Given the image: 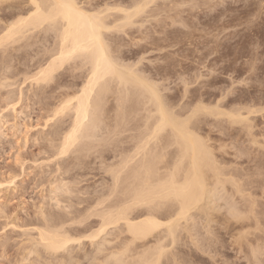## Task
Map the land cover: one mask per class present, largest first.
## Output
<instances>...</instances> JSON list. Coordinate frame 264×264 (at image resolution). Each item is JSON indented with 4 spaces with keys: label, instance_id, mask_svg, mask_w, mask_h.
<instances>
[{
    "label": "rangeland",
    "instance_id": "rangeland-1",
    "mask_svg": "<svg viewBox=\"0 0 264 264\" xmlns=\"http://www.w3.org/2000/svg\"><path fill=\"white\" fill-rule=\"evenodd\" d=\"M17 1H18V3L20 2V5H16ZM24 1H25L26 5L23 6L22 4H24ZM78 1H80V0H78ZM87 1L90 4H88ZM135 1H139L140 3H141V1L144 2V0H91V1L86 0V3H85V0H82L83 4L81 1L79 3H81L82 6L88 8V11H91L94 9L93 12H95L96 9H99V8L102 10L103 7H107L106 5H109L108 8L109 7H111V8L117 7L115 9H118V7H119V10H115L119 13L113 12L114 9L112 8L113 11L109 12L111 14V16L108 13L110 19H108V17L105 18V21L110 20L109 23L108 22L106 23L107 25H110V23L112 22L114 24H117L115 26H118V28L119 27L121 28V26H119V25L123 24L122 28H121L122 31L120 29H119L120 30L119 31L118 28L115 27L114 24L112 25V23H111V25L114 26L113 28L116 29V31L109 29L110 32L107 33L106 31H108V30H106L104 32L105 37H107L106 41H107V43L109 42L108 45H110L111 49L114 51V52H112V50H111V54L116 53V57H114V58L117 59L118 62H120L122 60L121 64L123 61H124L123 63L127 64V66H130L129 64H131V63H132V65H134V64L136 65V63H138V65L136 67L134 65L133 68H135V70L138 69V71L140 70L139 74L142 73L141 75H143L144 73H147L143 76H145L146 78H150L148 80H150V82H153L157 86V89L159 90V92H161L160 94L166 98L165 101H166V103L168 102L167 104H169L170 107H174L177 105L176 106L177 108H175V110H179L182 106H191V104H194V105L197 104L198 105V102L201 101L203 103V105L204 104H206V106L210 105V107L212 105H213L212 107H215L218 105L222 110L228 111V112L232 111V109H234V108L242 109L244 107L242 109V111L245 109L243 111L244 114H246L247 113L246 111L248 110V109L246 110L245 106H247V107L249 106V108L251 107V109H254V108L256 109V107H258V108L263 107V108L256 109V112H259V113H256V112H255L256 114L253 113V115L255 117L252 115H249L251 117L250 121L251 122L254 121L253 123L250 122L253 126L252 127L253 130H251L250 133H248L246 131L247 129L244 128V127H246V126H244L245 124H243V123H242V125L240 123H234L233 124L232 121H231L232 122V124H231L229 122V120H231V119H228V117L227 118L225 116L224 117L223 116H217V117L206 116V117H203L205 119L204 120L205 124L203 123V125H202V127H204V130H202V132H200L201 135H205V136L207 135V137H205V136H203V137L209 139V143L213 146L215 156L217 157V159L220 161L222 167L224 168V172H226V173L228 172V174H226V175H228L227 178L231 177L229 179L233 180V182L235 184H237L238 186L240 185V187H242L241 188L242 192H237L236 188L233 187L232 183H227L226 188H228L229 190L228 189H226V191L221 190V191H219V194L217 195L218 197L217 196L215 197V200H214L215 206L213 205L214 208L209 211L211 213V214L209 213V216H212L211 218L210 217L208 218L206 215H202L203 213L199 214L201 212L194 213V214H196L195 220L199 221V222H196V221L192 222L193 224H196L195 226L192 224L194 230H192L193 229L192 227H187V228H192V229H188V230L189 231L192 230L193 233H196V234L191 233L193 240H195L196 242L195 241L191 242V240H190L191 236L189 237V235H191V234H188L191 231L186 233V231H188V230H186L187 228H184V224H185L184 223L182 226V228H184V229H180V231H183V230H186V231H183L184 233L182 232L181 234L179 231L178 238L179 239L181 238V239L178 240V238H177L176 241H179V242L177 244H175L176 243L175 242L174 243L175 245L172 244L173 247H171V250H170L171 252H174L176 250L175 251L176 253H171V252L169 253L168 252L169 250H167L166 258H168V256H169V257H172L170 259H173V260L162 259L161 264H166V263L172 264L175 260L179 261V262H176V261L175 262L180 263V264H181V261H182V264H264V250H263L264 249V245H263V243H264V231H263V228H264V169H263L264 168V150H259V149H264V147H263V145H264V130H263L264 129V118L261 117L262 115L264 117V111H261L264 109V0H156V2L155 1L151 2L152 0H150L151 3H148L149 0H145V1H147L145 3L149 4V6L146 7L147 9L146 10L144 9V11H142L143 10V8H142V10L139 13H137L138 14L137 16L132 15V16H134L131 19V20H133L132 21L133 25H132L131 21L129 22V20L126 23L127 24L126 25V24H124L126 22V20H125L126 13L123 11L130 12L131 10H134L133 9V7H135L134 5L137 6V3H139V2H135ZM9 2L10 1H8V3H7V1L5 2L7 5L5 3H3L1 5L2 8L0 6V9H2V10H0V23H1L0 24V27H1L0 30L2 29V27L4 26L3 24L7 21L8 18L10 19L9 22H12L14 19H16L15 18L16 16L17 17L19 15L21 16L20 13L22 12L23 8H27V9L30 8V6L27 3L28 0L27 1L26 0H14L12 3H15V6H12L11 2H10V4H9ZM145 3L144 4L141 3V4L148 5ZM95 4H97V5H95ZM9 6H10V8H8ZM27 6H29V7H27ZM120 6L123 10L122 11L123 13L120 12V10H121ZM91 8H93V9H91ZM108 8L106 9V11L109 10ZM8 9L11 10L12 13L9 12ZM15 9L19 15H15ZM27 9H23V12H22L23 16L25 15L24 12H25V10L27 11ZM106 11L104 12L105 14H106ZM111 12H113V14ZM143 12H145V13H143ZM13 13H14V16H12L13 17L12 18L11 15ZM2 14H4L5 17H7V18H4V15H2ZM105 14L103 15V17L105 16ZM106 16H108V15L106 14ZM121 17H122V19H121ZM11 18H12V20H11ZM2 19L5 22L2 23L1 22ZM106 19H108V20H106ZM120 19H121V21H120ZM116 20H117V22H116ZM118 20H119V23L121 22L119 25H118ZM9 22H6V23H9ZM124 25H125V27H123ZM41 28H40V30L38 29L40 32L37 29H35L34 33L32 30H30L32 33L31 32L28 33L29 31L23 32L24 35L26 32L28 33V35L26 33V35L28 36V40H27V36L25 35V39H21L20 44L22 42H27L30 44L34 43L33 45H30L31 48L28 47L29 44H27V43H22L21 45H23V46H21L19 44L18 39H17L18 42H15L16 44H14V42H13V43H11L12 45L11 44L6 45V43H5L2 46H0V47H2V48H0V59L4 60V61L0 60V62H1L0 63V211H1L0 212V239L5 238V240L0 241V264H17V263L21 264V262L23 260H24L23 262H25V260L28 261L27 259H29V264L33 263L34 260L36 261V262H34V264H49L50 262H51L50 264H53L55 262H56L55 264H57L60 262V261L58 262V260L63 259L62 256L67 257V258H65L66 259L65 262L63 261L65 259L62 260L63 263H68L72 259H74L71 257H75V255L77 256L79 253H80L78 255L79 257L82 255L80 258L77 257L79 259V262L81 259H83V256L87 257V259L85 258L84 261L80 262V264H88V263L92 262L93 260H91V256H92V259L94 258L93 263L98 264V262L95 263L96 260L97 259L99 260L101 258L104 260L103 257L108 255V254H107V252L103 253L102 251L99 252V250L98 251L95 250L97 248L96 245H93V248L89 247V244H91L89 242V240H87L88 242L83 240V241H81L83 243H80L81 247L83 246V249H85L86 253H87V249L91 248L90 249V250H92L91 252L88 249V252L91 253V256H89V257L87 255H85V253H84L85 251L80 246H78L79 243H72L71 245H69L70 250H71V246L72 247L74 246L72 248L73 250H71L72 252H70L69 250H68L69 253H68V251H61L60 252L61 256H58L59 253L56 254L59 257V259L56 258L57 257L56 255H53L54 256L53 259L52 258L49 259L50 257H52V255H49L46 251L44 252V249L41 248L40 245L36 246L38 248H36L35 245L34 246L30 245V246H33L38 252H40L39 256L41 258L36 256L37 254L35 255V253H33L32 255H28L27 253L29 252V249H33V247L31 248L29 246V244H32V242H33L32 240L38 239V238H36L38 236L37 230L42 228V222L44 221V219H41V216L39 214L41 212L40 210L42 207L44 208V209L42 208L43 212L47 209L48 214L45 212L46 216L47 217L50 216L51 218H52L51 215H52L53 211H54L53 215L55 214L54 216H56V218L59 217L58 215H60V217L61 216L65 217V214L67 212H70V215H72L71 214L72 211H73V214L75 213L74 215H72L74 217L76 216L77 213H81V215L83 216L85 214H88L87 213L88 209L86 211H85V209L89 205H90V207H92V205H91L92 202L93 201L95 202L97 200L98 196H100L102 194V197L100 196L101 199H104L103 194H105V195L107 194L105 197H107L108 194L110 196V193H108V191H110V190L106 189L105 192L104 191L102 192V188L104 190L106 188V186L108 188V187L112 186L111 184L113 183V181H111V180H113L111 178L112 174H110L111 172L109 173V171H108L109 169L107 168V166L109 167V165H112V164L114 165V163H116V161L118 160L117 157H119L118 155H119V153H121V152H119V150L121 151L122 149H124V151H126L124 155L128 154L129 157L132 155H135V152H134V154L130 153V152L134 151L131 149L137 148V147H133V146H135V144H137L139 146L140 142L137 141L134 144L135 141L133 142L131 137H130L131 138L130 140H132V142L128 139H129V136H131V134H132V137L133 136L136 137L137 135L140 134L141 130L143 129L142 126L144 125L143 124L144 121H141L143 119H141V120H139V119L143 117L144 111L142 109H140L142 107V105H139L138 106L139 108H136L137 107L136 105L139 104L137 102L140 101V99L137 96H133L134 89H133L132 93L130 90L129 91L131 94V96H130L131 99H134L135 102L129 101L130 97L129 98L127 97L128 92L126 93L127 95L125 93H123V91L121 92V93L126 95L127 100L129 99L128 102H131V103L133 102L132 105H130L131 103L127 104V100H125L126 103L125 102L122 103L121 104L122 107H124V104H125V105H129V109H130V107H132L131 109L136 108V110H141L143 112L142 115L139 114V116H138V113L140 111L137 112L135 110L137 112V114H136V112L133 110L134 114L137 117H140L138 119L135 118V120H138L136 123H139V124H137L138 127H135L138 130V132L136 129H133L132 131L133 132L135 131V135H134V133H131L132 132L131 130L126 131V129L128 130L129 126H130V128H134L132 126H137L135 124V120H133V119H132V121L130 120L134 116V114L132 112L131 114L133 116L130 118L126 117V116H128V114L126 116H124L125 119L129 118V119H126V121L124 119V122H122L119 119L114 118L115 116L113 115V113L114 112L116 113L117 111L113 110L114 112H112V109L116 110V108H112V107L118 106L117 104L115 106L114 103H116L115 100L118 99V97H119L117 93H118V90H120L119 89L120 86H118L119 88H117L116 87L118 85L117 82H112L111 85L116 84L115 86L114 85L112 86L113 87L112 90H114L116 87L117 92L114 94H113V92H111L108 97L111 98L115 94L117 96L115 95L114 97H112V99H111L112 101L109 98H107V101L109 100L110 105L108 102L106 103L108 105L107 106L105 105L104 111L106 110L107 107H109V108H107V110L105 112L106 116H103L105 118L108 116L107 114H109L108 117H111V115H110L111 114L110 110H111L112 117L109 118L108 121L103 118L104 122L102 124L106 123L105 124L106 127H105V125L100 126L99 130L101 129V127H103V129L108 130L107 133H109L110 135L111 134L113 135V133H110V131L113 130L112 127H114L116 125L115 120H118L117 124H119V121L122 122V124L120 123L122 126L119 125L118 128H120V131H119V129H117V131H118V133L116 131L117 134L114 133V135H113L114 139L112 136H110L111 138L110 137L108 138V135H109L108 134L107 136H104L105 139L107 137L106 141H105V139L102 140L103 138H100V137H102L103 133L101 134V132L105 131L102 129H101L102 131L100 130L101 136L100 135H96V136L99 137L98 138L99 140H101L102 142L105 141L106 143L110 142L111 139L114 141L120 139L122 141L120 142V140H118L119 141L118 143L111 141L112 142L111 144L117 143V145H115V144L111 145L109 143L110 146L108 145L109 147L106 146L107 148L106 147L104 148L103 145L104 144L106 145V143H102L101 141H98L97 137L96 138L94 137L96 139L94 141H97V142L93 143L92 140L94 138L92 140L91 139L83 140V141H81V143H78L79 148L77 147V145H76L77 142H76L71 147V150L68 151V153H66L67 155H65V154H64V156L62 155L64 160L61 157V155H60V157H56L57 154H54V152L55 153L59 152L60 146L58 147L56 143L54 145L53 142H57V143L59 142L58 145L60 144L59 140H61V138L63 137V134H64V131H62L61 128L63 127V130H65V128L67 127L66 129L69 130V127L72 124L71 123L72 121H70V120H73V119H72V116L70 119V117L68 115L70 112H68V111H65V114L63 113V116L65 115L64 117H66V119L64 117L62 118L61 115H59L60 117L58 118V114H57V116H54V115H56V113H55L56 111L55 112H53V111L55 110V108H56V110L58 109L57 107L61 103V101H62L61 99L67 98L69 96L68 95L65 97L64 92L66 95V92L69 90L67 92V94L71 95L73 92L80 90L79 88H81L82 84H84L83 81L86 80V78L84 76H87L86 73L88 71L89 65L86 66L87 64L82 62L85 65L81 64L82 66H80V63H81L80 61H82L80 59L79 60L77 59L76 60L77 62H75V64H74V61H70V62H68V64L66 63L67 65L65 64L66 66L64 65V68L61 67L62 69H60V67H59L60 70L57 69L58 72L55 71L58 74L54 72L55 73V77H54L55 79L53 78L52 81L50 79V81L54 82V84L50 83L49 80H48L49 83L47 81H45V83L43 81H40L41 84L43 82L42 85H37V83L35 84L34 82L36 80L34 79L35 80L34 82L32 80V78H33L32 76H34V74H36L34 72H38L40 70V68H41L40 65L43 66L44 63L46 64L47 61H45V60H48L49 56L51 57V53H49V52L53 53L54 50H56V48H57V47L55 48V46L58 44L57 43L58 38L56 37L57 36L56 34H58V33H56L55 30L53 33L52 29H50L52 32H50V30L48 31L47 27H46L47 30L45 29L46 31L43 29V31L45 33H47V31H48V33L46 34V37L48 39H46L45 33L42 31ZM41 31H42V33H41ZM35 33H36V35H34ZM39 33H41V34H39ZM29 34H30V36H29ZM21 35L19 34L18 37L19 36L21 37ZM37 36L40 37L39 39H37L38 41L40 40L39 43L37 40H36V42L34 40V38L36 39ZM18 37H16V38H18ZM29 37H30V40H29ZM21 38H23V36ZM54 38H55L56 42L54 41ZM45 41L48 43H45ZM41 42L45 43V46H43L44 44L42 45ZM8 43H10V42H8ZM53 43L55 44V46L53 45ZM110 43H113V44H110ZM24 44L25 45L27 44L26 46L32 50L27 49L26 46H24ZM36 44H37V46H36ZM46 44H48V45H46ZM38 45H40V46H38ZM3 46H5V48H3ZM42 46L43 47L47 46L48 49L43 48ZM22 47L23 48L25 47L26 49L25 48L21 49ZM37 47H38V49H37ZM11 48H13V49H11ZM14 48L15 49L19 48V49L15 50ZM47 50H49V51H47ZM17 51H19V52H17ZM43 51H46V52L44 53ZM3 53H4V56L2 55ZM119 53H120V55H119ZM121 53H123V54L121 55ZM9 55H11V56H9ZM37 55H38V57H37ZM46 55H49V56H46ZM36 57H37V59H36ZM43 57H44V59H43ZM32 59L34 61H32ZM12 60H14V61H12ZM139 60H142V61H139ZM127 61L129 63H126ZM2 62H4V63L2 64ZM9 63L10 64L12 63L14 65L11 64V66H10ZM69 63H70V66H69ZM73 64H74V67H76L75 72H72V71H74V69L72 70ZM1 65L3 67H1ZM75 65H77V66H75ZM6 66H8V67H6ZM17 66L20 69H18ZM84 66H86L88 68H86ZM81 67L82 68L84 67L87 70L82 69V71H80V73H79V69L81 70ZM21 68H22V70H21ZM2 69H3V72L1 71ZM64 70L66 72H64ZM68 70H70L71 73ZM4 72H6V73H4ZM17 72H18V74H17ZM8 73L10 75H12L14 78L11 77ZM27 73H29V74L27 75ZM54 73H53V76H54ZM70 74L72 75L71 77L69 76ZM88 74H89V71H88ZM2 75H3V77H2ZM19 75H21V76H19ZM25 75H27L28 78L24 77ZM29 75L30 76L32 75V76L29 77ZM4 76H6L7 78H5ZM77 76L78 77L80 76V78L77 79L76 78ZM149 76H153V77H149ZM23 78H25V80H23ZM34 78H36V77H34ZM4 79L7 83H9L8 85L7 84L5 85L6 82L3 81ZM83 79H85V80H83ZM26 80H28V81H26ZM31 80H32V82H31ZM17 81H19V82H17ZM24 81H25V84H24ZM14 82H17V83H14ZM29 84H31V85L34 84V86L35 85L36 86L31 87V85H29ZM38 84H40V83H38ZM73 84H75V85H73ZM64 85H66L65 88L61 89V87H64ZM70 85H72V86L68 87ZM42 87L44 89H42ZM58 88H60V89L58 92H56ZM73 88L75 91L73 90ZM38 90L40 91V93ZM61 90H63V91H61ZM121 90H125V89L122 88ZM34 91H35V93H34ZM17 92H18V94L20 93L21 95L20 94L18 95ZM134 94L136 95V93H134ZM60 95H61V97H60ZM110 95H112V96H110ZM10 96L13 98V99L11 98L13 105L10 101ZM18 96H20L19 97L20 99L18 98ZM72 96H75L74 93ZM72 96H69V97H72ZM6 97L9 98V100ZM53 97L54 98L56 97V98L54 99ZM135 97H137L138 100H136ZM113 98H115V99H113ZM120 98H124V95H122V97L120 95ZM222 99H223V101H222ZM15 100H16V103H18V101H19L20 104L16 105ZM7 101L9 102V105L11 107L8 105ZM201 102H199V104H201ZM117 103H118V101H117ZM135 103H137V104L135 105ZM189 103H190V105H189ZM215 104H217V105H215ZM242 105H244V106L242 107ZM251 105H253V106L256 105V106L254 108H252L253 106H251ZM44 106L47 108L45 109ZM50 106H52V108H50ZM231 106H233V107H231ZM191 107H195V106L192 105ZM239 107H241V108H239ZM110 108H112V109H110ZM124 108H125V110H127L126 108H128V107H124ZM12 109H16V110L12 111ZM108 110H109V112H108ZM47 111H48V113H47ZM104 111H103V113H104ZM130 111H129V115H130ZM52 112L55 114H53ZM46 114L49 116H47ZM103 115H105V114H103ZM186 115L187 114H185V116ZM53 116L55 119L53 118ZM136 116H134V117H136ZM67 117H69V118H67ZM48 118H49V120H47ZM51 118H52V120H51ZM112 118H114L115 120L114 121L111 120V122H110V119H112ZM59 120H61V121L59 122ZM128 120H130V122ZM48 121H50V122L48 123ZM61 122H62V124H61ZM69 122L71 124H69ZM108 122H110V123H108ZM112 122H114V123H112ZM125 122H127L128 124L126 123L127 125L123 128V125H125L124 124ZM52 123L53 124L56 123V124H54L55 126ZM64 123L66 124L65 126H64ZM107 123L109 124V126L112 123L111 127L110 128L108 127L111 130H109L107 128V126H108ZM131 123H132V125H131ZM141 123H142V126H140ZM51 125L53 127H51ZM254 125H256V126H254ZM210 126H211V128H210ZM54 127L55 128L57 127V129L55 130ZM139 127H141L142 129ZM52 128L54 129V132H53ZM124 129H125L126 133L124 135H121V133L123 134V132H125ZM61 131H62L61 138H59V140H58V136L60 137V135L58 133ZM49 132L50 133L52 132V133L49 135ZM127 132H129L130 134L129 133L127 134ZM105 133H104V135L107 134V133L106 134ZM119 133H120V135H118ZM136 133H137V135H136ZM57 134H58V136H57ZM97 134H98V132H97ZM115 134H116V137L118 139L115 138ZM249 134H251V135L249 136ZM125 135H127L128 137ZM259 135H261V136H259ZM252 136L253 137L255 136V138H257L256 141L258 142L259 147H256L257 144H255V143L252 146L251 143L254 139ZM50 137H51V139H50ZM121 137H124V138H121ZM126 139H127L128 145L126 144ZM88 140L89 141L91 140V142L93 144H95V146H99V147L92 149L93 144L91 146L90 142ZM134 140H136V138H134ZM99 142H101L102 144ZM130 142L132 143V145ZM259 142L260 143L262 142L261 143L262 145L259 144ZM51 143L53 145H51ZM61 143H62V140H61ZM88 143L92 148H88V150H87V148H85V150L87 152L85 151L86 153H84V148L83 149H81V148H82L83 144H88ZM81 144H82V146H81ZM121 144H123L122 147L125 146V148L120 147ZM89 145L87 147H89ZM74 146H76V147H74ZM116 146L119 147V149H116L117 148ZM56 148L58 150H56ZM99 148L102 150L105 149L106 151L105 150L101 151ZM120 148H122V149H120ZM169 148H168L169 150L167 149L165 151V153H167V157H168V159H170L169 162H172V160H174V157H173L174 155H172V154L175 152V151H173L175 148L174 147L173 148L169 147ZM89 149H92L93 151L92 150L89 151ZM114 149L116 152L114 151ZM128 149H130L131 151L129 150L130 151L129 152ZM49 150H50V153H49ZM74 150H76V151H74ZM77 150H80L81 152H83V156H82V154H80V151H77ZM100 151H101V153H100ZM113 151L115 154L117 153V157L115 154H113ZM172 151H173V153L170 154ZM76 152H77V155L78 154L80 155V158L76 159V157H77ZM92 152H93V154H92ZM94 152L95 153L97 152V154L95 155ZM246 152H249V154L247 153L248 154L247 155ZM52 153L55 155L54 157H53ZM87 153H89V154L87 155ZM110 153H112V154H110ZM123 153L124 152L122 150V154ZM71 154H73L72 157H70ZM130 154H132V155H130ZM48 155H50V156H48ZM92 155H93V158H92ZM128 155H126V156H128ZM169 155H171V157ZM81 156H82V159L85 156L84 161L81 160ZM94 156L96 158L97 157L98 158L97 159L95 158V160H93ZM104 156H105V159H104ZM120 156H121V154H120ZM123 156H121V159ZM86 157H87V159H86ZM114 157L117 158V160H115ZM172 157H173V159H172ZM48 158L50 159V161ZM51 158L53 159L52 161H51ZM55 158H57V160ZM60 158H61V160H60ZM102 159H104L105 161L103 160L104 161L103 162ZM108 159H109V161H107ZM112 159L114 161H110ZM85 160H87V161H85ZM55 161H57V162H55ZM66 161H67L66 164H68V165L65 164ZM76 161H79L80 163L76 162ZM92 161H94V162H92ZM95 161H96V163H95ZM109 162H111V164ZM73 163H74V165H73ZM93 163H95L96 165H93ZM103 163H104L103 167L105 166L106 168H103V167L102 168L105 170L98 168L99 165L102 166ZM63 164H64V166H63ZM70 164H72V165H70ZM118 165H119V163H118ZM66 166H67V168H66ZM85 166H88V167L85 168ZM109 168L111 169V167H109ZM230 168H232V169H230ZM69 169L72 173L69 172ZM74 169H76L77 171ZM78 169H79V171H78ZM55 170H56V172H55ZM230 170L232 171V173ZM57 171H59L60 173ZM91 171H94V172H91ZM233 171H235L236 175ZM230 173L232 174V176ZM106 174H107V176H106ZM56 175H58V178ZM94 175H95V177H94ZM62 177H63V180H62ZM76 177H77V179H76ZM85 178H86V180H85ZM105 178H106V180H105ZM65 179H66V182L68 181L67 182L68 186H67V183L65 182ZM100 179H101V181H100ZM11 180H13V183H11L12 182ZM76 180H78V182L80 180V183L78 184V182H76V184H75ZM238 180H239V182H241L243 184H240L239 182H237ZM54 181H56L57 183ZM70 181H72V182H70ZM92 181H94L95 184ZM261 181H263V182H261ZM52 182H53V184H52ZM62 182H63V184H62ZM60 183L62 186H60ZM100 183H102V184H100ZM108 183L110 186L107 185ZM50 184H52V185H50ZM56 184H59V186L63 187V188L59 189L60 187ZM64 184H66L65 185L66 187L63 186ZM77 184H78V186H77ZM98 184L104 186L105 188L98 185ZM57 186H58V190L55 189V188H57ZM69 186H71V187H69ZM64 187H65L66 191L68 189V192L71 190H72V192L71 193L69 192L70 194L67 193L66 191L64 192ZM84 187H85V190L82 189ZM96 187H97V190H96ZM52 188L56 192H59V193L63 189L61 194L62 195L66 194L67 198L69 197V195H71V194L72 195L69 197L68 200H67L66 196L63 195L64 197L63 196L62 197L64 198V200L66 199V201L65 202H64V200L61 201V199H62V197H61L60 203L56 204V202H58V201H56L57 195H55L56 192L54 193V190H52ZM74 188H75V190L77 188V190H76L77 195L75 194L76 192H75ZM80 188H81L82 192L80 191ZM78 190L82 194L85 191H87L88 193L85 192L84 193L85 196H81L82 194H80ZM90 190L92 191L91 193H90ZM50 192L54 194V196H53L54 201H52L53 199L51 196L53 194H51ZM94 192H96V193H94ZM49 193H50V195H49ZM73 193L75 194V196L73 195ZM92 193H93V195H92ZM226 193H227V196H226ZM241 194H244V196ZM96 195H97V197H96ZM112 195L114 196V194H112ZM72 196H73L74 200L76 199L77 196H79V197H77V199L74 201L71 198ZM88 196L90 198L92 196H94L95 198L92 197V199H90ZM109 196L107 198H109ZM54 197H56V198H54ZM58 197H60V196H58ZM83 197H85L86 199ZM114 197L116 198V196H114ZM114 197L110 196V199L112 200V198H114ZM242 197H243V199H242ZM248 197H250V198H248ZM79 198H81L80 200L82 202H84L80 206L77 204ZM82 198H83V200H82ZM115 198L113 199V201L116 200ZM49 199H50V201H49ZM58 200H59V198H58ZM90 200H92V201L90 202ZM98 200H99V197H98ZM247 200H248L249 204H246V203H248ZM252 200H254L253 203L256 205H252L253 204ZM86 201H88V202L85 203ZM108 201H110V200H108ZM108 201H106V203ZM227 201H229V202L226 203ZM233 202L235 204L233 208L234 209L236 208L235 209L236 212H238V213L239 212H242V213L245 212L246 214H242V213H240V214L246 215V216H248V218L251 216L254 220L248 219L249 221H247V220H245L246 218L245 219L243 218V216H242L243 219L235 218V217H234L235 221L233 218L231 219V217H233V216L229 210L232 208ZM61 203H64L65 205H63ZM97 203H98V201L95 202L94 205ZM242 203H244V204H242ZM58 204H59V206H58ZM67 204H68V206H67ZM70 204L71 205L73 204L72 206H74V207H72V209L69 207V206H71ZM87 204H89V205H87ZM77 205H78V207L76 208ZM86 205H87V207H85ZM244 206H246V207H244ZM36 207H38V209ZM99 207H100V209H102L101 208L102 206H99ZM78 208L80 210H78V211L75 210ZM250 208H253L252 209L253 213H251L252 215H250V213H248V215H247V211L250 210ZM67 209H68V211H67ZM100 209L98 208L97 210H100ZM245 209H248V210H245ZM3 210H4V212H2ZM62 210L66 213H62L63 212ZM82 210H84L85 212H83ZM49 211L51 212L50 215H49V213H50ZM80 211H82V212H80ZM249 212H252V211H249ZM82 213H85V214H82ZM67 214L69 215V213H67ZM68 215L66 217H69ZM72 216H70V217H72ZM78 216H80V215H77L76 217L78 218ZM82 216L79 218V220L77 219L78 221L76 220V222L83 221L86 218L83 216V218H84L83 219ZM254 217H256L257 220ZM80 219H83V220H80ZM197 219H200V220H197ZM239 219H241V221H239ZM88 220H90L88 222H99L100 221L99 218H96V217H92ZM210 220H211V222H210ZM255 220H256V222H254ZM237 221H239L241 223H239V222L237 223ZM208 222L210 223V225ZM247 222H249V223L247 224ZM254 223H255V225H254ZM258 223H259V226L257 228ZM245 224H247V226ZM15 225L17 227L18 226L19 227L22 226V227L21 228H19V227L15 228ZM36 225L38 227L40 225V227L38 228ZM262 225H263V227H262ZM33 227H35V228H33ZM94 227L97 228V226H95V225H94ZM198 227H199V229H198ZM247 227H248V229H247ZM251 227H254L253 229L256 228L257 230L259 229L260 231L259 230H258V232H256V230L253 231V229ZM31 229H32V231H31ZM117 229H114V231H115V232L113 231L114 233L111 232L112 234H110V235H112V236L106 235V237H108V238H106V237L105 238L108 240L111 239V241L110 240L109 241L113 242L115 237L117 238L119 235V233H117V236L115 234L116 232L119 231ZM241 229H244L245 233H248V234L250 233V234L244 235V232ZM208 230H209V232H208ZM246 230H249V231H246ZM261 230L263 231L262 233H261ZM89 233L90 232H88V234ZM197 233H199V234H197ZM240 233H242L241 235L243 237H241ZM26 234L29 235V238H28V235H26ZM113 234L115 235V237ZM186 234L188 236H186ZM33 235L35 236V238ZM73 236H75V235H73ZM120 236H122V235H120ZM233 236H235V238ZM237 236H238V238H237ZM102 237H104V236H102ZM113 237H114V239H112ZM241 238H242V240H241ZM29 239H30V241H29ZM182 239H184V240H182ZM200 239L203 242L200 241ZM238 239H239V242H238ZM149 240L153 241V240H155V238H152V239L150 238ZM261 240H263V241H261ZM5 241H6V243H4ZM99 241L100 242L102 241L103 243L107 244L106 242H104L103 239L102 240L98 239V242ZM115 241L116 242H113V243L116 245L120 242L119 239H118L119 242L117 240H115ZM258 242H259V245H258ZM196 243H197V245H196ZM114 244L113 245L111 244L112 246H109L110 244H107L108 246L105 245L106 247L104 246L102 249L108 248L106 250L109 251V247L113 248L114 246H116ZM27 246L29 249H27ZM102 246L103 245H101V247ZM169 246L170 245H167V247H169ZM256 246L259 248H256ZM101 247H99V248L101 249ZM25 248L28 250V252H26ZM79 248L82 249V251L79 250ZM169 248H167V249H169ZM260 248H262V249H260ZM94 250L97 251V253H101L102 254V255L100 254L101 257H99V258L96 257L97 258L96 259L94 256H100V255H95L93 252ZM106 250H103V251H106ZM113 250H115V249H113ZM76 251H78L79 253ZM110 251H111V249H110ZM115 251H117V250H115ZM66 252L69 254L68 256L66 254H64ZM70 253H72V255H70ZM92 253L94 254V256ZM170 254H175V256L170 255ZM26 255H27V257L29 256V258H27ZM34 255L36 258L34 257ZM88 255H90V254H88ZM179 255L180 256L182 255L181 256L182 258H180ZM22 256H23V258L25 257V259H23ZM173 256L178 257V259H176V258L174 259ZM68 257H70L69 258L70 260H68ZM20 258H22L23 260ZM46 258H48V259H46ZM54 258H56L58 260L55 259V262L52 263V260L54 261ZM60 258H62V259H60ZM77 258L75 257L77 264H79ZM36 259H39V260H36ZM75 259L73 260L72 263H68V264H73V263L76 264ZM102 259L100 261H102ZM179 259H183L184 261L179 260ZM187 259H188V261H187ZM89 260H91V261H89ZM30 261H31V263H30ZM164 261H167V262L162 263ZM185 261H187L188 263H186ZM24 264H28V263L25 262Z\"/></svg>",
    "mask_w": 264,
    "mask_h": 264
},
{
    "label": "bare ground",
    "instance_id": "bare-ground-1",
    "mask_svg": "<svg viewBox=\"0 0 264 264\" xmlns=\"http://www.w3.org/2000/svg\"><path fill=\"white\" fill-rule=\"evenodd\" d=\"M7 1V3H8V1H12V0H0V6L3 4V3H5ZM14 1V0H13ZM12 1V2H13ZM27 1V0H26ZM81 2H82V0H80ZM80 1H78V0H28V5L30 6V8L29 9H27V8H23V9H27V11L25 10V12H24V16H23V14H22V12H23V9H22V12L20 13L21 14V16L16 12V9H15V15H19L18 17L16 16L15 18L16 19H14L12 22H9L10 21V19L8 20L7 19V21L6 22H9V23H6L5 21H3V19H2V23L3 22H5L3 25V27H2V29L0 30V46H2L3 44H5L6 43V45L8 44V45H10L11 43H13L14 42V44H16L15 42H18L19 41V44H20V41H21V39H25V35H26V33H25V35L23 34V32H25V31H29L28 33H30L31 31L30 30H32L33 31V33H34V31H35V29H39L40 30V28L42 29V31H43V29L45 30L46 29V27H47V29H48V31L50 30V29H52V31H53V33H54V30H55V32L56 33H58V34H56L57 36V38H58V44L55 46V44L53 43V45L55 46V48H56V50H54V52L52 53V52H49V53H51V57L49 56V55H46V56H49L48 57V60H45V61H47L46 62V64L44 63V65L42 66V65H40L41 66V68H40V70L38 71V72H34V73H36V74H34V76H32L33 78H32V80H33V82L36 84L37 83V85H42L43 84V82L45 83V81H47L48 82V80L50 81V79H51V81H52V79L55 77V73H57L58 71H57V69L58 70H60V69H62V68H64V65L67 63L68 64V62H70V61H74V64H75V62H77L76 60L78 59H80V60H82V61H80L79 63H80V66H82V65H85V64H87L86 66H88L89 65V68L88 67H86V66H84V67H86V68H88V71H89V74H88V71H87V73H86V75L87 76H84L85 78H86V80L85 79H83V80H85V81H83L84 82V84H82V87L81 88H79L80 90L79 91H75L74 90V88L76 87H74L73 88V90L75 91V92H73L74 93V95L75 96H72L73 95V93L70 95V94H67V92L69 91L68 89V91L66 92V95H65V92H64V96L66 97V96H72V97H67V98H64V99H61L60 101H61V103L58 105V109L56 110V108H55V110L53 111L52 109V111L53 112H55L56 113V115H54V116H57V114H58V118L60 117L59 115H61L62 116V118L65 116H63V113L65 114V111H68V112H70L68 115H69V117H70V119H71V116H72V119L73 120H70V121H72L71 123L69 122V124H71V126L69 127V130L68 129H66L65 128V130H63V127L61 128L62 129V131H64V134H63V137L61 138V133H62V131L61 132H59L58 134L60 135V137L58 136V134H57V136H58V140H59V138H61V140H62V143H61V140H59L60 141V144L58 145V143L57 142H53V144L55 145V143L57 144V146L59 147L60 146V150H59V152H57V153H55L54 152V154H57L56 155V157H60V155H61V157H62V155L64 156V154L65 155H67L66 153H68V151H70L71 150V147L76 143V145H77V147H78V143H81V141H83V140H87V139H93L94 137L96 138L97 137V139L99 138L98 136H96V135H100V132L102 131V130H105L104 132L102 131L101 132V134H102V137H100V138H103L102 140H104L105 139V137L104 136H107L109 133H107L108 132V130L107 129H103V127H101V131L99 130V128H100V126H104L105 124H102L104 121H103V116H106V110H107V108H109V107H107L106 108V110L104 111V108H105V105L107 106L108 104H106L107 102L109 103V100L107 101V98H109L110 100L112 99V97H114L115 95H110V96H112L111 98L110 97H108L109 96V94L111 93V92H113V94L114 93H116L117 91V89H116V87L117 88H119L118 86H120V90H118V99H116L117 101H118V103H117V101L115 100V102L116 103H114L115 104V106H116V104L118 105V106H116V107H112V108H116V110L115 109H112V108H110V109H112V112H114V111H117L115 114L113 113V115L115 116H113L115 119H119V120H121L122 122H124V119H125V117L124 116H126L127 114H128V116H126V117H132L133 115L131 114L132 112H133V114H134V111L136 110V108H139L138 106L139 105H142V107L140 108V109H142L143 111H144V114H143V117L142 118H140V117H137L135 114H134V116H136V117H132L130 120L132 121V119L133 120H135V118H140L139 120H141V119H143V120H141V121H144V125L142 126V123H141V125L140 126H142L143 127V129L141 128V127H139V128H141L142 130H141V132H140V134L139 135H137V133H136V137H132V134H131V136H129V139L128 140H130L131 138H132V140H133V142H134V144L137 142V141H139L140 142V145L138 146L137 144H135V146H133V147H137V148H135V149H131V150H134L133 152H130L131 150L130 149H128V151L130 152V153H133L134 154V152H135V155H132V154H130V155H132V156H130L129 157V155L128 154H126V155H128V156H126V155H124L125 154V152L126 151H124V149H122V148H125V146L124 147H122V145L123 144H121V146L120 147H122V148H120V149H122L123 150V154H122V150L120 151L119 150V152H121V153H119V157H117V153L115 154L114 153V151H115V149H114V151H113V154H115L116 155V157L118 158V160H117V158H115V160H117L116 161V163H114V165L112 166V165H109V167H111V169L107 166V168L109 169H107L108 171H109V173L110 174H112V179L113 180H111V181H113V183L111 184L112 186H110L109 185V183L107 184V185H109L110 187H108L107 188V186H106V188L104 187V186H102V185H100V184H102V183H100V184H98V185H100V186H102V187H104L105 189L103 190V188H102V192L104 191L105 192V190L107 189V190H110V191H108V193H110V196L111 197H114V196H116V200L115 201H113V199L114 198H112V200L110 199V196H109V194H108V196H109V198H107V197H105L106 195L105 194H103L104 196V199H101V197H102V194L100 195V196H98L99 197V200H98V197H97V195H96V197H97V200L95 201V202H97L98 201V203L97 204H95L94 205V201L92 202V207H90V205L89 204H87V205H89L88 207H87V205L85 206V207H87L86 209H85V211L87 210V213L88 214H85V213H82V214H85V215H83L84 217H86L85 219L83 218V216L81 215V213H77L76 211V216L77 215H80V216H78V218L75 216H72V215H74L73 214V211L71 212V214L72 215H70V212H67V213H69V215L66 213V212H64L63 210V212L62 213H66L69 217H66L67 215L65 214V217L64 216H61L60 217V215H58L59 217L58 218H56V216H54L53 215V213H54V211H53V213H52V218L50 217V216H46V213H47V209L43 212V209L41 208V212L39 213L40 214V216H41V219H44V221L42 222V228H40V229H38L37 231H38V236L36 237V238H38V239H34V240H32L33 242H32V244H29V246L30 245H35V247L36 246H38V245H40V247L41 248H43L44 249V252L46 251L49 255H52V257H50L49 259H53V255H56V254H58L59 253V255L58 256H61L60 255V252L61 251H70V252H72L71 250H73L72 248L74 247H72L71 246V250L69 249L70 248V246L69 245H71L72 243H79V245L78 246H80L81 247V244L80 243H83V242H81V241H83V240H85V241H87V240H89V242L91 243V244H89V247H92L93 248V245H96V249L95 250H99V252H103V253H106L107 252V254L108 255H106V256H104L103 258H104V260L102 259V261H100L101 259H97V258H99V257H101V253H97V251H93L94 252V254L95 255H100V256H94V254H93V256L97 259H95L96 260V262L95 263H97L98 262V264H161V260L162 259H169V260H173V259H170V258H172V257H169L168 256V258H166V256H167V250H169L168 252L170 253L171 251V247H173V245H175V244H177L179 241H176L177 240V238H178V233H179V231H180V229H184V228H187V227H192L193 228V226H192V222H194V221H196L195 219V216H196V214H194V213H196V212H201V213H199V214H202V215H206L208 218L210 217H212V216H209V211L211 210V209H213L214 208V200H215V197L219 194V191H226V189H228V188H226V185H227V183H232V185H233V187H235L236 188V191L237 192H242L241 191V188L242 187H240V185L238 186L237 184H235L234 182H233V180H231V179H229V178H231V177H229V178H227V176L228 175H226V174H228V172L226 173V172H224V168L222 167V165H221V163H220V161L217 159V157L215 156V153H214V148H213V146L209 143V139L208 138H205V137H207V135L205 136V135H201V133L200 132H202V130H204V127H202V125H203V123L205 122L204 120V118L203 117H206V116H208V117H210V116H215V117H217V116H225L226 118L228 117V119H231V120H229V122L232 124V122H233V124L234 123H240L241 125H242V123L243 124H245L244 126H246V127H244V128H246L247 130V132L248 133H250L251 132V130H253L252 129V124L251 123H253L254 121H250V116L249 115H252V116H254L253 115V113H255L256 112V109H259V108H263V107H256V109L254 108L255 106H253V105H251V106H253L252 108H254V109H251V107L249 108V106L247 107V106H245V108H246V114H244L243 113V111L245 110H243L242 111V109L244 108L243 106L244 105H242V109H238V108H234V109H232V111H224V110H222L217 104H215V105H217V106H215V107H210V105L209 106H206V104H204L203 105V103L201 102V101H199V102H201V104H199V102H198V105L196 104V105H194V104H191V106L193 105V106H195V107H191V106H182L179 110H175V108H177L176 106H174V107H170L169 106V104H167L166 103V98L164 97V96H162L160 93L161 92H159V90L157 89V86L153 83V82H150V80H148V79H150V78H146L145 76H143V75H145V74H147V73H144L143 75H141V74H139V71H138V69L137 70H135V68H133L134 67V65H132V63L131 64H129L130 66H127V64H125V63H123L122 62V64H121V61L120 62H118V60L117 59H115L114 57H116V53L115 54H111V46L110 45H108V43H107V41H106V38L107 37H105V35H104V32L106 31V30H108V31H106L107 33L108 32H110V30L109 29H111V30H114V31H116V29H114L113 27L115 26V25H117V24H114V23H112V25L114 24V26H112L111 25V23H110V25H107L106 23L108 22L109 23V21H105V18H107L108 17V19H110L109 18V12L110 11H113V9H114V11L113 12H117V11H115V10H119V7H118V9H115V8H117V7H109L108 8V6L109 5H106L107 7H103V9L101 10L100 8V10L99 9H96V11L95 12H93V8H91V9H93V10H91V11H88V8H86V7H84V6H82L81 5V3H79ZM91 1V0H90ZM156 2V0H152L151 2ZM10 2H9V4H10ZM11 2V4H12V6H15V3H12ZM22 2V1H21ZM84 2V1H83ZM83 2H82V4H83ZM88 2V1H87ZM135 2H139V1H135ZM145 2H147V1H145L144 0V2H142L141 1V3H145ZM150 2V0L148 1V3H151ZM85 3H86V0H85ZM140 2L139 3H137V6L136 5H134L135 7H133V9L134 10H131L130 12H128V11H123L122 10V8H121V6H120V12H125L126 13V17H125V20H126V22L124 23V24H126L127 22H128V20H129V22L131 21H133V20H131L132 19V17H134V16H137L138 14L137 13H139L141 10H142V8H143V10L142 11H144V9L146 10L147 8V6H149V4L148 3H145V4H148V5H143V4H141ZM6 4V3H5ZM8 4V5H9ZM88 4H90L89 2H88ZM87 4V5H88ZM99 4V3H98ZM7 5V4H6ZM5 5V6H6ZM16 5H20V2L18 3V1H17V4ZM23 6L24 5H26L25 4V1H24V4H22ZM21 5V6H22ZM86 5V4H85ZM95 5H97V4H95ZM151 5V4H150ZM11 6V5H10ZM10 6L8 7V8H10ZM20 6V7H21ZM29 6H27V7H29ZM90 6V5H89ZM88 6V7H89ZM19 7V8H20ZM26 7V6H25ZM1 8H2V6H1ZM14 8V7H13ZM102 8V7H101ZM109 9L108 11H106V9ZM112 10H111V9ZM6 9V8H5ZM18 9V8H17ZM87 9V10H86ZM0 10H2V9H0ZM7 10V9H6ZM5 10V11H6ZM9 10V9H8ZM13 10V9H12ZM90 10V9H89ZM4 11V12H5ZM106 11V14L108 15V16H106V14L104 13ZM9 12H11V10H9ZM14 12V11H13ZM113 12H111L112 14H113ZM122 12V13H123ZM12 13V12H11ZM17 13V14H16ZM109 13V14H108ZM117 13H119V12H117ZM143 13H145V12H143ZM142 13V14H143ZM105 14V16L103 17V15ZM121 14V13H120ZM136 14V15H135ZM2 15H4V14H2ZM132 15H134V16H132ZM12 16H14V13L11 15V17ZM110 16H111V14H110ZM122 16V15H121ZM125 16V15H124ZM9 17V16H8ZM2 18V17H1ZM4 18H7V17H5V15H4ZM13 18V17H12ZM12 18H11V20H12ZM113 18V17H112ZM108 19H106V20H108ZM121 19H122V17H121ZM121 19H120V21H121ZM114 22V21H113ZM116 22H117V20H116ZM115 22V23H116ZM121 23V22H120ZM119 23V20H118V25L120 24ZM1 24V23H0ZM6 24V25H5ZM129 24V23H128ZM131 24V23H130ZM47 25V26H46ZM123 25V24H122ZM122 25H119V26H121V28H122ZM127 25V24H126ZM132 25H133V22H132ZM46 26V27H45ZM109 26V27H108ZM111 26V27H110ZM45 27V28H44ZM115 27H117L118 28V26H115ZM123 27H125V25L123 26ZM1 28V27H0ZM121 28L119 27L118 28V30L120 29L121 30ZM46 29V30H47ZM36 30V31H37ZM38 30V31H39ZM45 30V31H46ZM119 30V31H120ZM42 31H41V33H42ZM48 31H47V33H48ZM51 30H50V32H52ZM122 31V30H121ZM40 32V31H39ZM44 32V31H43ZM28 33H27V35H28ZM32 33V32H31ZM41 33H39V34H41ZM45 33V32H44ZM43 33V34H44ZM47 33H45V37H46V34ZM116 33V32H115ZM21 35V37L23 36V38H21L20 36V38L18 37V35ZM38 34V35H39ZM26 35V36H27ZM34 35H36V33L34 34ZM29 36H30V34H29ZM32 36V35H31ZM51 36V35H50ZM109 36V35H108ZM16 37H18V38H16ZM36 37V36H35ZM44 37V38H45ZM112 37V36H111ZM33 38V37H32ZM40 37H38L37 36V38L35 39L34 38V40H35V42H36V40L37 39H39ZM43 38V37H42ZM41 38V39H42ZM56 38V39H57ZM17 39H18V41H17ZM46 39H48L47 37H46ZM111 39V38H110ZM27 40H28V36H27ZM26 40V41H27ZM29 40H30V37H29ZM32 41V40H31ZM38 41V40H37ZM40 41V40H39ZM39 41H38V43H39ZM44 41V40H43ZM42 41V42H43ZM48 41V40H47ZM53 41V40H52ZM54 41H55V38H54ZM109 41V40H108ZM8 42H10V43H8ZM34 42V41H33ZM41 42V43H42ZM49 42V41H48ZM48 42H46L45 41V43H48ZM56 42V41H55ZM111 42V41H110ZM22 43H27V42H22ZM21 43V44H22ZM37 43V44H38ZM40 43V44H41ZM45 43H42V45L43 46H45ZM20 44V45H21ZM27 44H29V46L28 47H30L31 48V46L30 45H33L34 43H32V44H30V43H27ZM26 44V45H27ZM37 44H36V46H37ZM110 44H113V43H110ZM12 45V44H11ZM25 44H24V46H26ZM46 45H48V44H46ZM21 46H23V45H21ZM38 46H40V45H38ZM42 46V47H43ZM8 47V46H7ZM20 47V46H19ZM27 46H26V48L27 49H29ZM34 47V46H33ZM41 47V48H42ZM110 47V48H109ZM0 48H2V47H0ZM3 48H5V46H3ZM9 48V47H8ZM25 48V47H24ZM23 47L21 48V49H24ZM25 48V49H26ZM36 48V47H35ZM40 48V47H39ZM43 48H47V46L46 47H43ZM51 48V47H50ZM115 48V47H114ZM11 49H13V48H11ZM15 49V48H14ZM17 49H19V48H17ZM17 49H15V50H17ZM37 49H38V47H37ZM48 49V48H47ZM117 49V48H116ZM29 50H32V49H29ZM120 50V49H119ZM27 51V50H26ZM37 51V50H36ZM40 51V50H39ZM38 51V52H39ZM47 51H49V50H47ZM51 51V50H50ZM121 51V50H120ZM3 52V51H2ZM1 52V53H2ZM17 52H19V51H17ZM34 52V51H33ZM41 52V51H40ZM44 53L46 52V51H43ZM112 52H114L113 50H112ZM36 53V52H35ZM33 54V53H32ZM42 54V53H41ZM40 54V55H41ZM123 53H121V55H122ZM3 56H4V53L2 54ZM36 55V54H35ZM39 55V54H38ZM38 55H37V57H38ZM44 55V54H43ZM113 55V56H112ZM115 55V56H114ZM119 55H120V53H119ZM9 56H11V55H9ZM13 56V55H12ZM20 56V55H19ZM18 56V57H19ZM32 56V55H31ZM2 57V56H1ZM37 57H36V59H37ZM120 57V56H119ZM9 58V57H8ZM11 58V57H10ZM33 58V57H32ZM35 58V57H34ZM41 58V57H40ZM118 58V57H117ZM126 58V57H125ZM12 59V58H11ZM14 59V58H13ZM19 59V58H18ZM31 59V58H30ZM39 59V58H38ZM43 59H44V57H43ZM0 60H3V59H0ZM7 60V59H6ZM10 60V59H9ZM22 60V59H21ZM124 60V59H123ZM4 61V60H3ZM12 61H14V60H12ZM18 61V60H17ZM32 61H34L33 59H32ZM126 61V60H125ZM139 61H142V60H139ZM7 62V61H6ZM9 62V61H8ZM16 62V61H15ZM22 62V61H21ZM82 62H84L85 64H83ZM1 63V62H0ZM4 62H2V64H3ZM17 63V62H16ZM15 63V64H16ZM73 63V62H72ZM71 63V64H72ZM126 63H129L128 61L126 62ZM6 64V63H5ZM10 64V63H9ZM12 64V63H11ZM11 64H10V66H11ZM20 64V63H19ZM24 64V63H23ZM37 64V63H36ZM66 64V65H67ZM74 64H73V67H74ZM82 64V65H81ZM125 64V65H124ZM141 64V63H140ZM8 65V64H7ZM12 65H14V64H12ZM65 65V66H66ZM132 65V66H131ZM138 65V63H136V65H135V67ZM9 66V65H8ZM8 66H6V67H8ZM69 66H70V63H69ZM75 66H77V65H75ZM1 67H3L2 65H1ZM14 67V66H13ZM12 67V68H13ZM18 67V66H17ZM39 67V66H38ZM59 67H60V69H59ZM62 67V68H61ZM68 67V66H67ZM72 67V70L74 69V71H72V72H75V69H76V67H74L73 68ZM82 68L81 67V70L79 69V73H80V71H82V69H85V68ZM139 67V66H138ZM7 69V68H6ZM15 69V68H14ZM17 69V68H16ZM18 69H20L19 67H18ZM32 69V68H31ZM78 69V68H77ZM142 69V68H141ZM144 69V68H143ZM10 70V69H9ZM8 70V71H9ZM21 70H22V68H21ZM27 70V69H26ZM37 70V69H36ZM71 70V69H70ZM70 70H68V71H70ZM85 70H87V69H85ZM2 72H3V69L1 70ZM6 71V70H5ZM14 71V70H13ZM55 71H57V72H55ZM63 71V70H62ZM78 71V70H77ZM76 71V72H77ZM23 72V71H22ZM29 72V71H28ZM55 72V73H54ZM64 72H66L65 70H64ZM85 72V71H84ZM142 72V71H141ZM4 73H6V72H4ZM25 73V72H24ZM33 73V72H32ZM53 73H54V76H53ZM70 73H71V71H70ZM9 74V73H8ZM17 74H18V72H17ZM29 73H27V75H28ZM58 74V73H57ZM151 74V73H150ZM4 75V74H3ZM3 75H2V77H3ZM6 75V74H5ZM10 75V74H9ZM22 75V74H21ZM21 75H19V76H21ZM27 75H25L24 77H27ZM74 75V74H73ZM77 75V74H76ZM84 75V74H83ZM8 76V75H7ZM11 77H13L12 75H10ZM30 75H29V77H31ZM53 76V77H52ZM68 76V75H67ZM70 77L72 76L71 74L69 75ZM75 76V75H74ZM73 76V77H74ZM5 78H7L6 76H4ZM23 77V76H22ZM34 77H36V78H34ZM61 77V76H60ZM59 77V78H60ZM82 77V76H81ZM149 77H153V76H149ZM14 78V77H13ZM16 78V77H15ZM28 78V77H27ZM26 78V79H27ZM57 78V77H56ZM77 79L78 78H80V76L78 77H76ZM10 79V78H9ZM19 79V78H18ZM35 79V80H34ZM55 79V78H54ZM8 80V79H7ZM11 80V79H10ZM16 80V79H15ZM23 80H25V78H23ZM32 80H31V82H32ZM60 80V79H59ZM81 80V79H80ZM3 81H5V79L3 80ZM26 81H28V80H26ZM30 81V80H29ZM40 81H43L42 82V84H41V82ZM50 81V83H53L54 84V82H51ZM57 81V80H56ZM76 81V80H75ZM153 81V80H152ZM6 82V81H5ZM17 82H19V81H17ZM17 82H14V83H17ZM23 82V81H22ZM46 82V83H47ZM68 82V81H67ZM112 82H117V86L115 87V89L114 90H112L113 89V85H111L112 84ZM156 82V81H155ZM13 83V82H12ZM38 83H40V84H38ZM49 83V82H48ZM75 83V82H74ZM81 83V82H80ZM4 84V83H3ZM8 85L9 83H5V85ZM11 84V83H10ZM21 84V83H20ZM24 84H25V81H24ZM23 84V85H24ZM32 84V83H31ZM31 84H29V85H31ZM12 85V84H11ZM47 85V84H46ZM51 85V84H50ZM69 85V84H68ZM73 85H75V84H73ZM116 85V84H115ZM114 85V86H115ZM35 87L34 86V84L33 85H31V87ZM44 86V85H43ZM48 86V85H47ZM65 86L66 85H64V87H61V89H64L65 88ZM72 85H70V86H68V87H71ZM9 87V86H8ZM41 87V86H40ZM58 87V86H57ZM78 87V86H77ZM19 88V87H18ZM54 88V87H53ZM67 88V87H66ZM125 89V90H121V89ZM22 89V88H21ZM20 89V90H21ZM30 89V88H29ZM42 89H44L43 87H42ZM47 89V88H46ZM59 89L60 88H58L57 89V91L56 92H58L59 91ZM77 89V88H76ZM133 89H134V91H133ZM31 90V89H30ZM48 90V89H47ZM131 91V93H132V91H133V96H137L139 99H140V101H138L137 103H139L138 105H136L137 103H135V105L137 106L135 109H131L132 107H130V109H129V105H125L124 104V107H128V108H126L127 110H125V108L124 107H122V103H126V101L125 100H127V98H126V93L128 92V98L131 96V94H130V91ZM24 91V90H23ZM37 91V90H36ZM39 91V90H38ZM44 91V90H43ZM46 91V90H45ZM61 91H63V90H61ZM65 91V90H64ZM123 91V93H125V94H123V93H121ZM125 91V92H124ZM136 91V92H135ZM161 91V90H160ZM19 92V91H18ZM18 92H17V94H18ZM77 92V93H76ZM25 93V92H24ZM23 93V94H24ZM34 93H35V91H34ZM37 93V92H36ZM39 93H40V91H39ZM42 93V92H41ZM52 93V92H51ZM63 93V92H62ZM76 93V94H75ZM134 93H136V95L134 94ZM20 94V93H19ZM18 94V95H19ZM54 94V93H53ZM60 94V93H59ZM121 95V97H122V95H124V98H120V95ZM21 95V94H20ZM37 95V94H36ZM41 95V94H40ZM62 95V94H61ZM61 95H60V97H61ZM9 96V95H8ZM46 96V95H45ZM117 96V95H116ZM15 97V96H14ZM20 96H18V98H19ZM41 97V96H40ZM47 97V96H46ZM59 97V96H58ZM137 97H135V99L136 100H138V98ZM164 97V98H163ZM7 98V97H6ZM12 97L10 96V101L13 99H11ZM17 98V99H18ZM43 98V97H42ZM45 98V97H44ZM54 98V97H53ZM56 98V97H55ZM54 98V99H55ZM133 98V97H132ZM168 98V97H167ZM8 100H9V98H7ZM20 99V98H19ZM113 99H115V98H113ZM130 99V100H129ZM128 100L129 101H134V99H131V97L129 98ZM42 100V99H41ZM128 100H127V104H129V103H131V102H128ZM220 100V99H219ZM14 101V100H13ZM24 101V100H23ZM44 101V100H43ZM54 101V100H53ZM56 101V100H55ZM112 101V100H111ZM114 101V100H113ZM168 101V100H167ZM221 101V100H220ZM219 101V102H220ZM222 101H223V99H222ZM8 102V101H7ZM135 102V101H134ZM11 103H12V105H13V102L11 101ZM15 103H16V100H15ZM53 103V102H52ZM133 103V102H132ZM132 103L130 104V105H132ZM197 103V102H196ZM17 104H20L19 103V101H18V103H16V105ZM174 104V103H173ZM177 104V103H176ZM180 104V103H179ZM223 104V103H222ZM8 105H9V102H8ZM45 105V104H44ZM109 105H110V103H109ZM134 105V104H133ZM182 105V104H181ZM186 105V104H185ZM189 105H190V103H189ZM221 105V104H220ZM239 105V104H238ZM10 106V105H9ZM237 106V105H236ZM11 107V106H10ZM55 107V106H54ZM53 107V108H54ZM180 107V106H179ZM228 107V106H227ZM231 107H233V106H231ZM238 107V106H237ZM44 108L46 109L47 107H45L44 106ZM50 108H52V106H50ZM239 108H241V107H239ZM250 109V110H249ZM15 111L16 109H12V111ZM48 110V109H47ZM114 110V111H113ZM131 110V111H130ZM134 110V111H133ZM231 110V109H230ZM46 111V110H45ZM103 111H104V113H103ZM129 111H130V115H129ZM137 112H139L138 113V116H139V114L140 115H142V111L141 110H136ZM135 111V112H136ZM261 111H264V109L263 110H261ZM50 112V111H49ZM52 112V113H53ZM108 112H109V110H108ZM112 112H111V110H110V115H111V117H112ZM137 112H136V114H137ZM47 113H48V111H47ZM55 113H53V114H55ZM105 114V115H103V114ZM256 113H259V112H256ZM255 113V114H256ZM50 114V113H49ZM185 114H187L186 116H185ZM47 115V114H46ZM108 116H109V114H107ZM259 115V114H258ZM47 116H49V115H47ZM54 116H53V118H54ZM105 117L104 119L105 120H107L108 121V119L109 118H111V117ZM260 116V115H259ZM69 117H67V118H69ZM255 117V116H254ZM262 118H264L263 117V115L261 116ZM57 118V119H58ZM65 119H66V117H64ZM107 118V119H106ZM114 118H112V119H110V122H111V120L112 121H114L115 119ZM129 118H126V119H129ZM55 119V118H54ZM53 119V120H54ZM61 119V118H60ZM64 119V120H65ZM126 119H125V121H126ZM255 119V118H254ZM47 120H49V118L47 119ZM51 120H52V118H51ZM50 120V121H51ZM130 120H128L129 122H130ZM226 120V119H225ZM50 121H48V123L50 122ZM57 121V120H56ZM61 120H59V122H60ZM138 120H135V124L137 125V124H139V123H136ZM140 121V122H141ZM207 121V120H206ZM227 121V120H226ZM232 121V122H231ZM55 122V121H54ZM68 122V121H67ZM110 122H108V123H110ZM115 126L114 127H112V129L113 130H111V129H109L110 127H111V125H112V123H114V122H112L111 124H110V126H109V124L107 123V128L109 129V130H111L110 131V133H113V135H114V133H116V131H117V129H119V131H120V128H118L119 127V125H121L122 124V122H120L119 121V124H117V122H118V120H115ZM251 122V123H250ZM121 123V124H120ZM127 122H125L124 124L125 125H123V128L128 124H126ZM53 124V123H52ZM54 124H56V123H54ZM53 124V125H54ZM61 124H62V122H61ZM101 124V125H100ZM205 124V123H204ZM48 125V124H47ZM59 125V124H58ZM66 124L64 123V126H65ZM68 125V124H67ZM130 125V124H129ZM131 125H132V123H131ZM134 125V124H133ZM55 126V125H54ZM62 126V125H61ZM60 126V127H61ZM122 126V125H121ZM254 126H256V125H254ZM51 127H53L52 125H51ZM105 127H106V125H105ZM132 127H134V128H130V126H129V128H128V130L126 129V131H132L133 129H136L135 127H138V125L137 126H132ZM55 128V127H54ZM210 128H211V126H210ZM57 129V127L55 128V130ZM60 129V130H61ZM52 130H53V132H54V129L52 128ZM59 130V131H60ZM68 130V131H67ZM99 130V131H98ZM122 130V129H121ZM137 130V129H136ZM210 130V129H209ZM264 130V129H263ZM124 131H125V129H124ZM126 131L125 132H123V134L121 133V135H124L125 133H126ZM245 131V130H244ZM97 132H98V134H97ZM107 134H106V133ZM137 132H138V130H137ZM205 132V131H204ZM209 132V131H208ZM52 133V132H51ZM50 132H49V135L51 134ZM57 133V132H56ZM55 133V134H56ZM104 133L106 134V135H104ZM117 133H118V131H117ZM116 133V134H117ZM120 133L118 134V135H120ZM129 132H127V134H128ZM131 133H134V135H135V131L133 132H131ZM254 133V132H253ZM116 134H115V138L116 139H118L117 137H116ZM130 134V133H129ZM113 135L111 134H109L108 135V138L110 137V136H112L113 137ZM117 135V136H118ZM251 134H249V136H250ZM253 135V134H252ZM101 136V135H100ZM125 136H127V135H125ZM124 136V137H125ZM203 136H205V137H203ZM259 136H261V135H259ZM119 137V136H118ZM124 137H121V138H124ZM128 137V136H127ZM131 137V138H130ZM253 137V136H252ZM53 138V137H52ZM55 138V137H54ZM93 139L92 141H93V143L94 142H97V141H94V140H96V139ZM111 138V137H110ZM120 138V137H119ZM126 138V137H125ZM134 138H136V140H134ZM251 138V137H250ZM254 139H253V141H252V146L254 145V143L255 144H257V146L256 147H259V145H258V142L256 141L257 140V138H255V136L253 137ZM259 138V137H258ZM50 139H51V137H50ZM49 139V140H50ZM106 139H107V137H106ZM106 139H105V141H106ZM113 139H114V137H113ZM139 139V140H138ZM260 139V138H259ZM263 139V138H262ZM53 140V139H52ZM91 140L89 141L90 142V145L92 146V142H91ZM109 140V139H108ZM118 140H120V139H118ZM118 140H112L111 139V141L113 142H119ZM125 140V139H124ZM123 140V141H124ZM132 140H130L131 142H132ZM79 141V142H78ZM98 141H101V140H99L98 139ZM102 142V143H106V142ZM107 142L106 143V145L104 144L103 145V147L105 148L106 146L107 147H109L110 145H109V143L111 144L112 142ZM122 140H120V142H121ZM251 141V140H250ZM249 141V142H250ZM262 141V140H261ZM51 142V141H50ZM86 142V141H85ZM101 142H99V143H101ZM130 142V143H131ZM101 143V144H102ZM117 143L115 144V143H113V144H115V145H117ZM129 143V142H128ZM262 143V142H261ZM260 142H259V144H261ZM52 143H51V145H53ZM98 144V143H97ZM113 144H111V145H113ZM120 144V143H119ZM126 144H127V139H126ZM139 144V143H138ZM89 145V143L88 144H83V146H82V144H81V146H82V148L81 149H83L84 148V153H86L87 151L85 150V148H87V150H88V148H92V149H94V148H96V147H99V146H95V144H93V146L91 147L90 145H89V147H87ZM109 145V146H108ZM125 145V144H124ZM128 145V144H127ZM131 145H132V143H131ZM262 145V144H261ZM119 146V145H118ZM56 147V146H55ZM74 147H76V146H74ZM102 147V146H101ZM100 147V148H101ZM106 147V148H107ZM117 147V146H116ZM127 147V146H126ZM132 147V148H133ZM169 147H174L175 149L173 150V151H175L174 153H173V151L170 153V154H172V155H174L173 157H174V160H172V162H169V160L170 159H168V157H167V153H165V151L169 148ZM263 147H264V145H263ZM262 147V148H263ZM79 148V147H78ZM77 148V149H78ZM99 148V149H100ZM111 148V147H110ZM131 148V147H130ZM52 149V148H51ZM76 149V148H75ZM92 149H89V151L90 150H92ZM116 149H119V147H117ZM170 149V148H169ZM168 149V150H169ZM259 149V148H258ZM56 150H58L57 148H56ZM101 151H103V150H105V149H100ZM127 150V149H126ZM259 150H264V149H259ZM73 151V150H72ZM71 151V152H72ZM74 151H76V150H74ZM77 151H80V150H77ZM83 151V150H82ZM86 151V152H85ZM93 151V150H92ZM99 151V150H98ZM101 151H100V153H101ZM106 151V150H105ZM48 152V151H47ZM52 152V151H51ZM116 152V151H115ZM118 152V151H117ZM244 152V151H243ZM49 153H50V150H49ZM75 153V152H74ZM73 153V154H74ZM79 153V152H78ZM95 153V152H94ZM99 153V154H100ZM104 153V152H103ZM249 154V152H246V154ZM53 153H52V155H53V157L55 156ZM73 154H71V156L70 157H72V155ZM80 154H82V156H83V152H81L80 151ZM89 153H87V155H88ZM92 154H93V152H92ZM97 154V152L95 153V155ZM106 154V153H105ZM110 154H112V153H110ZM120 154H121V156H123L122 157V159H121V156H120ZM244 154V153H243ZM247 154V155H248ZM59 155V156H58ZM75 155V154H74ZM85 155V154H84ZM228 155V154H227ZM48 156H50V155H48ZM47 156V157H48ZM69 156V155H68ZM76 159L77 158H80V155L78 154L77 155V152H76ZM82 156H81V160L82 161H84V157H83V159H82ZM98 156V155H97ZM114 156V155H113ZM170 157H171V155H169ZM46 157V158H47ZM91 157V156H90ZM89 157V158H90ZM102 157V156H101ZM169 157V158H170ZM173 157H172V159H173ZM63 158V157H62ZM68 158V157H67ZM92 158H93V155H92ZM95 156H94V159L93 160H95ZM98 158V157H97ZM96 158V159H97ZM103 158V157H102ZM113 158V159H114ZM120 158V159H119ZM49 159V158H48ZM47 159V160H48ZM56 160H57V158H55ZM73 159V158H72ZM75 159V160H76ZM86 159H87V157H86ZM91 159V158H90ZM100 159V158H99ZM104 159H105V156H104ZM104 159H102V161L104 160ZM107 159V158H106ZM110 160V161H114V160ZM53 159L51 158V161H52ZM60 160H61V158H60ZM63 160H64V158H63ZM62 160V161H63ZM70 160V159H69ZM49 161H50V159H49ZM85 161H87V160H85ZM97 161V160H96ZM96 161H95V163H96ZM105 161V160H104ZM103 161V162H104ZM107 161H109V159L107 160ZM106 161V162H107ZM119 161V162H118ZM55 162H57V161H55ZM76 162H79V161H76ZM92 162H94V161H92ZM101 162V161H100ZM119 163V165H118V163ZM64 163V162H63ZM67 163V161L65 162V164ZM69 163V162H68ZM72 163V162H71ZM80 163V162H79ZM78 163V164H79ZM82 163V162H81ZM84 163V162H83ZM95 163H93V165H96ZM110 164H111V162H109ZM59 164V163H58ZM87 164V163H86ZM89 164V163H88ZM117 164V165H116ZM60 165V164H59ZM66 165H68V164H66ZM70 165H72V164H70ZM69 165V166H70ZM73 165H74V163H73ZM77 165V164H76ZM92 165V166H93ZM103 165H104V163L102 164V166L101 165H99V167L98 168H101V169H103V168H106L105 166L103 167ZM63 166H64V164H63ZM78 166V165H77ZM76 166V167H77ZM80 166V165H79ZM84 166V165H83ZM98 166V165H97ZM101 166V167H100ZM59 167V166H58ZM75 167V168H76ZM86 167H88V166H85V168ZM90 167V166H89ZM103 167V168H102ZM116 167V168H115ZM235 167V166H234ZM61 168V167H60ZM66 168H67V166H66ZM95 168V167H94ZM226 168V167H225ZM258 168V167H257ZM72 169V168H71ZM80 169V168H79ZM79 169H78V171H79ZM90 169V168H89ZM230 169H232V168H230ZM264 169V168H263ZM61 170V169H60ZM66 170V169H65ZM73 170V169H72ZM74 170H76V169H74ZM88 170V169H87ZM100 170V169H99ZM98 170V171H99ZM103 170H105V169H103ZM226 170V169H225ZM77 171V170H76ZM85 171V170H84ZM101 171V170H100ZM107 171V172H108ZM229 171V170H228ZM231 171V170H230ZM55 172H56V170H55ZM54 172V173H55ZM57 172H59V171H57ZM64 172V171H63ZM66 172V171H65ZM69 172H71L70 171V169H69ZM74 172V171H73ZM86 172V171H85ZM91 172H94V171H91ZM96 172V171H95ZM103 172V171H102ZM101 172V173H102ZM234 173H235V171H233ZM60 173V172H59ZM72 173V172H71ZM89 173V172H88ZM231 173H232V171H231ZM230 173V174H231ZM233 173V174H234ZM58 174V173H57ZM66 174V173H65ZM69 174V173H68ZM75 174V173H74ZM78 174V173H77ZM109 174V175H110ZM67 175V174H66ZM71 175V174H70ZM73 175V174H72ZM80 175V174H79ZM103 175V174H102ZM235 175H236V173H235ZM244 175V174H243ZM57 176V178H58V175H56ZM62 176V175H61ZM68 176V175H67ZM74 176V175H73ZM78 176V175H77ZM81 176V175H80ZM92 176V175H91ZM106 176H107V174H106ZM230 176V175H229ZM231 176H232V174H231ZM241 176V175H240ZM65 177V176H64ZM70 177V176H69ZM94 177H95V175H94ZM97 177V176H96ZM13 178V177H12ZM15 178V177H14ZM56 178V179H57ZM80 178V177H79ZM89 178V177H88ZM102 178V177H101ZM233 178V177H232ZM60 179V178H59ZM72 179V178H71ZM76 179H77V177H76ZM82 179V178H81ZM91 179V178H90ZM109 179V178H108ZM62 180H63V177H62ZM84 180V179H83ZM85 180H86V178H85ZM103 180V179H102ZM105 180H106V178H105ZM240 180V179H239ZM239 180L237 181V182H239ZM12 182L11 183H13V180H11ZM82 181V180H81ZM90 181V180H89ZM96 181V180H95ZM100 181H101V179H100ZM243 181V180H242ZM54 182H56V181H54ZM65 182H66V179H65ZM68 182V181H67ZM66 182V183H67ZM70 182H72V181H70ZM76 182H78V180H76L75 181V184H76ZM87 182V181H86ZM93 183H94V181H92ZM261 182H263V181H261ZM51 183V182H50ZM57 183V182H56ZM80 183V180H79V182H78V184ZM92 183V184H93ZM111 183V182H110ZM240 184H243V183H241V182H239ZM52 184H53V182H52ZM52 184H50V185H52ZM62 184H63V182H62ZM70 184V183H69ZM72 184V183H71ZM78 184H77V186H78ZM95 184V183H94ZM97 184V183H96ZM49 185V186H50ZM56 185H58L59 186V184H56ZM66 184H64L63 186H65ZM74 185V184H73ZM81 185V184H80ZM97 185V186H98ZM55 186V185H54ZM58 186H57V188H55V189H57L58 190ZM60 186H62L61 185V183H60ZM59 186V187H60ZM67 186H68V183H67ZM75 186V185H74ZM87 186V185H86ZM91 186V185H90ZM242 186V185H241ZM66 187V186H65ZM65 187H64V192L66 191L65 190ZM69 187H71V186H69ZM68 187V188H69ZM80 187V186H79ZM95 187V186H94ZM61 188H63V187H60L59 189H61ZM89 188V187H88ZM100 188V187H99ZM72 189V188H71ZM82 189H84L85 190V187L84 188H82ZM50 190V189H49ZM52 190H54L53 188H52ZM51 190V191H52ZM74 190H75V188H74ZM73 190V191H74ZM76 190H77V188H76ZM76 190H75V192H76ZM88 190V189H87ZM96 190H97V187H96ZM229 190V189H228ZM244 190V189H243ZM48 191V190H47ZM62 191H63V189H62ZM62 191H60V193L59 192H56L55 190H54V193H55V195H57L56 197H54V198H56V201H58V202H56V204L57 203H60V198L63 196V195H65L66 196V194H61V192ZM79 191V190H78ZM80 191H81V188H80ZM79 191V193L80 194H82L81 192ZM231 191V190H230ZM63 192V193H64ZM67 193H71L72 192V190L71 191H69L68 192V189H67V191H66ZM86 193H88L87 191H85ZM85 192H83V194L81 195V196H85ZM92 191L90 190V193H91ZM97 192V191H96ZM96 192H94V193H96ZM101 192V193H102ZM244 192V191H243ZM51 193V192H50ZM50 193H49V195H50ZM59 193V194H58ZM69 193V194H70ZM221 193V192H220ZM225 193V192H224ZM229 193V192H228ZM51 194H53V193H51ZM76 195H77V192L75 193ZM75 194L73 193V195L75 196ZM100 194V193H99ZM112 194H114V196L112 195ZM116 194V195H115ZM72 195V194H71ZM71 195H69V197L71 196ZM87 195V194H86ZM89 195V194H88ZM92 195H93V193H92ZM230 195V194H229ZM241 195H243L244 196V194H241ZM247 195V194H246ZM251 195V194H250ZM52 196V199H53V196H54V194L53 195H51ZM58 196H60V197H58ZM80 196V195H79ZM79 196H77V197H79ZM226 196H227V193H226ZM48 197V196H47ZM64 197V196H63ZM62 197V199H61V201H63L64 200V198ZM69 197L67 198V196H66V198H67V200L69 199ZM77 197H76V199H77ZM89 197V196H88ZM93 198H95L94 196H92ZM92 197L90 198V199H92ZM218 197V196H217ZM232 197V196H231ZM58 198H59V200H58ZM73 200H74V198H73V196L71 197ZM83 198H85V197H83ZM83 198H82V200H83ZM107 198V199H106ZM248 198H250V197H248ZM75 199V200H76ZM81 198H79V200H78V202H77V204L80 206L81 204H83L84 202H82L81 200H80ZM86 199V198H85ZM88 199V198H87ZM106 199V200H105ZM229 199V198H228ZM234 199V198H233ZM232 199V200H233ZM242 199H243V197H242ZM247 199V198H246ZM74 200V201H75ZM89 200V199H88ZM108 200H110V201H108ZM49 201H50V199H49ZM52 201H54V199L52 200ZM66 201V199L64 200V202ZM72 201V200H71ZM70 201V202H71ZM82 203H81V202ZM92 200H90V202H91ZM106 201H108L107 203H106ZM243 201V200H242ZM246 201V200H245ZM73 202V201H72ZM88 201H86L85 203H87ZM229 201H227L226 203H228ZM244 202V201H243ZM247 202H248V200H247ZM251 202V201H250ZM254 202V200H252V203ZM68 203V202H67ZM76 203V202H75ZM80 203V204H79ZM106 203V204H105ZM256 203V202H255ZM61 204H63V205H65L64 203H61ZM60 204V205H61ZM74 204V203H73ZM72 204V205H73ZM242 204H244V203H242ZM246 204H249V202L248 203H246ZM44 205V204H43ZM52 205V204H51ZM71 205V204H70ZM69 206L71 209H72V207H74V206ZM76 205V204H75ZM78 205L76 206V208L78 207ZM104 205V206H103ZM214 205V206H213ZM234 202H233V206H232V208L229 210L230 211V213L232 214V216L233 217H231V219L233 218L234 219V221H235V218H241V219H245V220H247V221H249V220H252L253 218L250 216L249 218H248V216H246V215H242V214H246L245 212L244 213H242V212H236V208L234 209L233 207H234ZM252 205H256V204H252ZM41 206V205H40ZM58 206H59V204H58ZM67 206H68V204H67ZM66 206V207H67ZM83 206V205H82ZM94 206V207H93ZM99 206H102L101 208L102 209H100V207ZM229 206V205H228ZM250 206V205H249ZM54 207V206H53ZM52 207V208H53ZM57 207V206H56ZM63 207V206H62ZM61 207V208H62ZM84 207V206H83ZM244 207H246V206H244ZM243 207V208H244ZM37 209H38V207H36ZM65 208V207H64ZM100 209V210H97V209ZM242 208V207H241ZM255 208V207H254ZM82 209V208H81ZM253 208H250V210H248V209H245V210H248L247 211V215H248V213H250V215H252L251 213H253V210H252ZM75 210H80L79 208L78 209H75ZM67 211H68V209H67ZM83 212H85L84 210H82ZM82 211H80V212H82ZM215 211V210H214ZM228 211V212H229ZM249 211H252V212H249ZM1 212V211H0ZM2 212H4V210L2 211ZM46 212V213H45ZM50 212V211H49ZM256 212V211H255ZM57 213V212H56ZM238 213V214H237ZM240 213H242V214H240ZM37 214V213H36ZM48 214V213H47ZM51 214V212L49 213V215ZM211 214V213H210ZM255 214V213H254ZM258 214V213H257ZM198 215V214H197ZM230 215V214H229ZM54 216V217H53ZM70 216H72V217H70ZM82 216V218L85 220H83V219H80V220H83V221H79V222H76V220L78 219L79 220V218ZM205 216V217H206ZM242 216H243V218H242ZM50 217V218H49ZM92 217H96V218H99V222H88V221H90V220H88V219H90V218H92ZM198 217V216H197ZM235 217V218H234ZM254 218H256V217H254ZM207 219V218H206ZM241 219H239V221H241ZM249 219V220H248ZM77 220V221H78ZM197 220H200V219H197ZM238 220V219H237ZM254 220V219H253ZM256 220H257V218H256ZM256 220L254 221V222H256ZM41 221V220H40ZM87 221V222H86ZM203 221V220H202ZM239 221H237V223L239 222ZM191 224H190V223ZM196 222H199V221H196ZM204 222V221H203ZM210 222H211V220H210ZM213 222V221H212ZM244 222V221H243ZM11 223V222H10ZM41 223V222H40ZM186 225H185V224ZM209 223V222H208ZM239 223H241V222H239ZM249 222H247V224H248ZM9 224V223H8ZM13 224V223H12ZM29 224V223H28ZM183 224H184V228H182V226H183ZM190 224V225H189ZM247 224H245L246 226H247ZM38 225V224H37ZM36 225V226H37ZM94 225L95 226H97V228H95L94 227ZM189 225V226H188ZM194 226L196 225V224H193ZM209 225H210V223H209ZM254 225H255V223H254ZM35 226V227H36ZM186 226V227H185ZM250 226V225H249ZM258 226H259V223L257 224V228H258ZM19 227V226H18ZM16 225H15V228H18ZM22 227V226H21ZM21 227H19V228H21ZM35 227H33V228H35ZM38 227V226H37ZM39 227H40V225H39ZM38 227V228H39ZM262 227H263V225H262ZM28 228V227H27ZM26 228V229H27ZM95 228V229H94ZM117 229V230H119L118 232H116L115 234H116V236H117V233H119V235H118V237L116 238L115 237V235H114V237H115V239H114V237L112 238V239H114V241L113 242H116L115 240H117L118 241V239L120 240V242L116 245V244H114L113 242H110L111 241V239H106V238H108V237H106V235H108V236H112V235H110V234H112V233H114L115 231H114V229ZM192 228H187L186 230H188V229H192ZM252 229L254 228V227H251ZM4 229V228H3ZM198 229H199V227H198ZM247 229H248V227H247ZM25 230V229H24ZM28 230V229H27ZM34 230V229H33ZM116 230V231H117ZM186 230H183V231H186ZM192 230H194V228L192 229ZM192 230H188V231H186V233H188V232H190V233H188V234H191V233H193V231ZM241 230H243V232H244V235L245 234H248V233H245V231H244V229H241ZM251 230V229H250ZM254 230H256V232H258V230L255 228V229H253V231ZM31 231H32V229H31ZM36 231V232H37ZM114 231V232H113ZM183 231H180V234L183 232ZM246 231H249V230H246ZM260 231V230H259ZM263 231H264V228H263ZM262 230H261V233L263 232ZM88 232H90L89 234H88ZM112 232V233H111ZM208 232H209V230H208ZM240 232V231H239ZM251 232V231H250ZM184 233V232H183ZM193 234H196V233H193ZM197 234H199V233H197ZM242 233H240V235H241ZM250 234V233H249ZM248 234V235H249ZM26 235H28V234H26ZM73 235H75V236H73ZM120 235H122V236H120ZM183 235V234H182ZM34 236V235H33ZM102 236H104V237H102ZM186 236H188L187 234H186ZM191 236V242L192 241H195V240H193V238H192V234L191 235H189V237ZM194 236V235H193ZM32 237V236H31ZM106 237V238H105ZM234 238H235V236H233ZM241 237H243L242 235H241ZM247 237V236H246ZM28 238H29V235H28ZM34 238H35V236H34ZM105 238V239H104ZM111 238V237H110ZM152 239V238H155V240H149V239ZM237 238H238V236H237ZM98 239L99 240H104V242H106L107 244H110L109 246H112L113 244L114 245H116V246H114L113 248H110L109 247V251L108 250H106V249H108V248H106V249H102L105 245L106 246H108L107 244H105V243H103L102 241V243L99 241L98 242ZM181 239V238H180ZM179 238H178V240H180ZM203 239V238H202ZM240 239V238H239ZM239 239H238V242H239ZM259 239V238H258ZM1 240H5V238H3V239H0V241ZM7 240V239H6ZM27 240V239H26ZM182 240H184V239H182ZM236 240V239H235ZM241 240H242V238H241ZM29 241H30V239H29ZM97 241V242H96ZM200 241H202L201 239H200ZM207 241V240H206ZM261 241H263V240H261ZM26 242V241H25ZM28 242V241H27ZM88 242V241H87ZM138 242V243H137ZM140 242V243H139ZM176 242V243H175ZM196 242V241H195ZM199 242V241H198ZM203 242V241H202ZM4 243H6V241L4 242ZM22 243V242H21ZM31 243V242H30ZM86 243V242H85ZM175 243V244H174ZM205 243V242H204ZM261 243V242H260ZM2 244V243H1ZM112 244V245H111ZM173 244V245H172ZM194 244V243H193ZM25 245V244H24ZM84 245V244H83ZM88 245V244H87ZM98 245V246H97ZM101 245H103L102 247H101ZM167 245H170L169 247H167ZM196 245H197V243H196ZM258 245H259V242H258ZM263 245H264V243H263ZM3 246V245H2ZM33 246H30L31 248L33 247ZM105 246V247H106ZM5 247V246H4ZM24 247V246H23ZM77 247V246H76ZM99 247H101V249L99 248ZM169 248V249H167V248ZM177 247V246H176ZM36 248H38V247H36ZM82 249H83V246L81 247ZM178 248V247H177ZM256 248H259V247H257L256 246ZM255 248V249H256ZM26 249V248H25ZM27 249H29L28 248V246H27ZM26 249V252H28V250ZM42 249V250H43ZM77 249V248H76ZM82 249H80L79 248V250H81L82 251ZM89 249V248H88ZM88 249H87V253H86V251H85V249H83L84 251V253H85V255H87L88 257L89 256H91V251L92 250H90V252H88ZM110 249H111V251H110ZM113 249H115V250H117V251H115V250H113ZM253 249V248H252ZM260 249H262V248H260ZM103 250H106V251H103ZM174 250V249H173ZM257 250V249H256ZM264 250V249H263ZM25 251V250H24ZM40 251V250H39ZM69 251H68V253H69ZM75 251V250H74ZM176 251V250H175ZM171 252V253H176V252ZM261 251V250H260ZM76 252H78V251H76ZM96 252V253H95ZM109 252V253H108ZM255 252V251H254ZM31 253V254H30ZM33 253H35V255L36 256H38L39 258H41L40 256H39V253L40 252H38L34 247H33V249H29V252L27 253L28 255H32ZM63 253V252H62ZM61 253V254H62ZM67 252L66 253H64V254H66L67 256L69 255ZM79 253V252H78ZM168 253V254H169ZM259 253V252H258ZM80 254V253H79ZM78 254V255H79ZM88 254H90V255H88ZM180 254V253H179ZM255 254V253H254ZM35 255H34V257H35ZM70 255H72V253H70ZM74 255V254H73ZM76 256L75 255V257L77 258V257H79V256ZM170 255H174L175 256V254H170ZM42 256V255H41ZM57 256V255H56ZM56 257V258H58L59 259V257ZM82 256V255H81ZM80 256V257H81ZM173 256V258L175 259H178V257H174ZM180 256V255H179ZM182 256V255H181ZM180 256V258H182ZM26 257H27V255H26ZM37 257V258H38ZM63 257V259H65V258H67L66 256H62ZM75 257H71V258H74L75 259ZM79 257V258H80ZM107 257V258H106ZM22 258H23V256H22ZM22 258H20V259H22ZM27 258H29V256L27 257ZM36 258V257H35ZM56 258H54V261L52 260V263L53 262H55V259ZM70 257H68V260H70L69 259ZM87 259V257L86 256H83V259H81L80 260V262H82V261H84V259ZM106 258V259H105ZM23 259H25V257L23 258ZM22 259V260H23ZM31 259V258H30ZM46 259H48V258H46ZM58 259H56V260H58ZM60 259H62V258H60ZM62 259V260H63ZM74 259H72L70 262H68V263H72L73 262V260ZM78 259V258H77ZM255 259V258H254ZM21 260V261H22ZM28 261H26L25 260V262H27L28 264H29V259H27ZM36 260H39V259H36ZM58 260V262L59 263H57V264H68V263H63V261L65 262L66 261V259L65 260ZM91 260H93L92 262H90V263H88V264H92L93 262H94V258L92 259V256H91ZM91 260H89V261H91ZM168 260V261H169ZM179 260H183V259H179ZM19 261V260H18ZM24 261V260H23ZM21 262V264L23 263H25V262ZM75 261H76V259H75ZM74 261V262H75ZM100 261V262H99ZM176 262H179V261H177V260H175ZM173 262L174 264L176 263V262ZM184 261V260H183ZM187 261H188V259H187ZM187 261H185L186 263H188ZM20 262V261H19ZM34 262H36L35 260L33 261V263H31V261H30V263L31 264H34ZM78 262H79V259H78ZM80 262H79V264H80ZM167 261H164V262H162V263H166ZM51 263V262H50ZM49 263V264H50ZM56 263V262H55ZM55 263H53V264H55ZM76 264H77V261L75 262ZM170 263V262H169ZM172 263V264H173ZM18 264V263H17ZM20 264V263H19ZM74 264V263H73ZM94 264V263H93ZM167 264V263H166ZM176 264H180V263H176ZM181 264H182V261H181Z\"/></svg>",
    "mask_w": 264,
    "mask_h": 264
}]
</instances>
